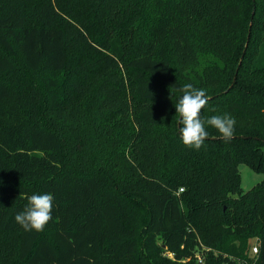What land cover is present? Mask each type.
Returning a JSON list of instances; mask_svg holds the SVG:
<instances>
[{"label": "trees", "instance_id": "16d2710c", "mask_svg": "<svg viewBox=\"0 0 264 264\" xmlns=\"http://www.w3.org/2000/svg\"><path fill=\"white\" fill-rule=\"evenodd\" d=\"M185 83L232 139L159 130ZM118 130L121 171L92 146ZM242 164L264 175V0H0V264H253V239L264 264V179L244 192ZM44 193L52 220L25 231Z\"/></svg>", "mask_w": 264, "mask_h": 264}, {"label": "clouds", "instance_id": "9594fccd", "mask_svg": "<svg viewBox=\"0 0 264 264\" xmlns=\"http://www.w3.org/2000/svg\"><path fill=\"white\" fill-rule=\"evenodd\" d=\"M176 90L182 93L178 103L175 104V110L180 117L179 132L186 147L199 150L209 136L207 126L217 130L224 140L233 138L236 120L229 114L212 115L206 120L201 118L202 109L208 103L205 89L194 87L192 83H185ZM53 199L50 193L28 196L27 206L16 214L15 221L25 231H44L45 226L52 220Z\"/></svg>", "mask_w": 264, "mask_h": 264}, {"label": "rangeland", "instance_id": "374dc122", "mask_svg": "<svg viewBox=\"0 0 264 264\" xmlns=\"http://www.w3.org/2000/svg\"><path fill=\"white\" fill-rule=\"evenodd\" d=\"M212 61L213 62L217 61V59L213 55H211V54L204 55L203 65L205 63L208 64L209 62H212ZM45 76H47V78H48V75L47 74L45 75L43 73V76L39 80H37V77H35V79L38 83H42L43 80L45 79ZM71 76L72 75L70 74V76H68L67 78H70ZM69 81H72V80H69ZM83 114L85 117V122H83L82 124H84V125H87V123H89L91 120L94 119V115L90 111L83 112ZM179 121H180L179 114H177L175 111V114L173 115L172 119L170 120L169 125H167V126L165 125L163 127L161 126V127H159V130L163 131L166 128L174 130L176 125L178 127ZM92 140H93V144H92L93 148L96 147V149L94 148L95 152H97V151L99 152L102 148H104L103 154L100 155V156L103 155L101 163L104 166H106V165L112 166V164H113L115 171H121V169H119L120 164H119L118 168H115L113 161L118 160V157L116 155V154H118L117 151L119 152V155H126V156L129 154V152H132L133 142L131 140L130 133L128 131L125 132L123 130L115 131L113 137H109V138L105 137L102 140V142H100V146H97L98 142L96 140H94L93 138H92ZM112 142H116L119 144L117 150H115L116 146L111 147ZM80 159H81V155L77 156L76 159L72 160V164L69 163V166L67 167V169L74 168V169L81 170V168H79L76 165V162L77 161L80 162ZM94 161H95V163H94L95 167H98L100 165V162L95 160V158H94ZM240 174H241V186H242V190L244 192L249 191L255 185L262 182V180L264 179L263 174L256 173L246 164L240 165ZM250 242L253 245L256 244L255 239L251 240Z\"/></svg>", "mask_w": 264, "mask_h": 264}, {"label": "built area", "instance_id": "2783aa9c", "mask_svg": "<svg viewBox=\"0 0 264 264\" xmlns=\"http://www.w3.org/2000/svg\"><path fill=\"white\" fill-rule=\"evenodd\" d=\"M258 255V246L256 244H254L250 250V256L251 259L253 261V264H255L256 261V256ZM196 259L198 260V262L202 263L203 262V257L200 255V253L196 254ZM249 264V263H247Z\"/></svg>", "mask_w": 264, "mask_h": 264}, {"label": "water", "instance_id": "95a60500", "mask_svg": "<svg viewBox=\"0 0 264 264\" xmlns=\"http://www.w3.org/2000/svg\"><path fill=\"white\" fill-rule=\"evenodd\" d=\"M180 126V123L178 124V127Z\"/></svg>", "mask_w": 264, "mask_h": 264}]
</instances>
